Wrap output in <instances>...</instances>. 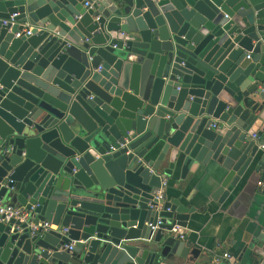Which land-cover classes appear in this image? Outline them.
<instances>
[{
  "label": "water",
  "instance_id": "1",
  "mask_svg": "<svg viewBox=\"0 0 264 264\" xmlns=\"http://www.w3.org/2000/svg\"><path fill=\"white\" fill-rule=\"evenodd\" d=\"M263 139L264 0H0V200L29 215L0 264L194 263L161 181L213 168L222 204L264 182Z\"/></svg>",
  "mask_w": 264,
  "mask_h": 264
},
{
  "label": "crops",
  "instance_id": "2",
  "mask_svg": "<svg viewBox=\"0 0 264 264\" xmlns=\"http://www.w3.org/2000/svg\"><path fill=\"white\" fill-rule=\"evenodd\" d=\"M214 176L213 168L199 167L194 173L189 172L184 181L179 178V169L164 180L166 200L180 196L183 203L195 209L187 228L176 227V233L191 248L200 250L196 262L189 264H214V257L224 252L236 258L237 264H249V251L264 247V182L260 175L249 174L240 179L221 204L219 196L215 200L210 197L216 189ZM259 182L263 185L259 186ZM176 262L186 263L184 259Z\"/></svg>",
  "mask_w": 264,
  "mask_h": 264
},
{
  "label": "built area",
  "instance_id": "3",
  "mask_svg": "<svg viewBox=\"0 0 264 264\" xmlns=\"http://www.w3.org/2000/svg\"><path fill=\"white\" fill-rule=\"evenodd\" d=\"M18 16V14H12L9 17V20H2V25L6 26L7 24L14 25L15 18ZM24 34L26 36H29L31 33V29L23 30ZM20 33L15 34V38H19ZM98 71H101V67L98 68ZM253 140H258L257 134H253L251 136ZM264 140V139H263ZM262 148V146H261ZM259 186H262V182L258 183ZM166 186V183L164 180L161 181V186L157 190L155 198L157 200L164 198V188ZM28 211L25 209V207L22 206H16L10 203H5L0 200V221H19V222H25L28 219ZM158 225H160V220L158 219L155 224L147 223L146 226L150 229L151 232H155L158 228ZM30 232L31 235H35L37 233L47 232L48 230H58V227L55 225L50 224L49 222L43 221L38 222L36 224L31 223L30 226ZM175 230V229H174ZM68 231L67 228H61L60 232L63 234H66ZM176 232V230H175ZM184 237L180 235V239H183ZM74 246V243H71V245L67 246L66 248L69 251H72ZM222 262H226L227 264H237L236 258H234L231 254L224 252L220 256H216L213 259L214 264H221Z\"/></svg>",
  "mask_w": 264,
  "mask_h": 264
}]
</instances>
